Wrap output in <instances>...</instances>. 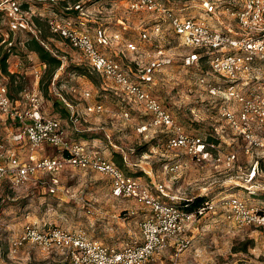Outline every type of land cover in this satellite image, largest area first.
I'll use <instances>...</instances> for the list:
<instances>
[{"label":"rangeland","instance_id":"1","mask_svg":"<svg viewBox=\"0 0 264 264\" xmlns=\"http://www.w3.org/2000/svg\"><path fill=\"white\" fill-rule=\"evenodd\" d=\"M7 1L0 0L3 4L0 50L13 48L8 70L17 77L12 85L11 79L0 74V84L7 85L13 99L24 102L21 92H39L43 113L61 121L68 142L86 144L93 154L121 165L126 175L139 179L156 195L159 193L155 192L154 185L166 186L170 194L184 198L178 201L181 207L186 198L203 196L210 201L235 195L250 206L264 210V164L260 155L245 154V142L220 116L219 102L197 84L201 75H211L209 65L203 62L195 67L184 66V58L192 51L182 45L164 19L150 12L132 11L130 6L134 0H13L23 12L31 13V20L39 17L44 21L42 31L34 27L33 33L14 29L13 20L5 10L10 5ZM64 1L70 7L76 3L82 6L78 17H69L77 30L86 31L94 38L105 36L108 44L101 51L117 60L134 80L160 100L186 133L207 138L222 155L236 153L234 165L199 164L188 157L179 158L167 151L164 131L138 133V126L149 122L144 110L128 102L112 80L94 71L80 51L51 33L47 22L51 17L65 16ZM158 1L179 16L205 17L216 28L238 27L221 6L218 16L222 20L216 22L206 16L201 0ZM157 25L162 26L159 36L153 34ZM28 34H42L47 48L63 64L51 82L45 79L44 86L41 82L45 66L36 54L27 50ZM143 34L148 39L144 40ZM129 43L135 44L137 50L128 49ZM161 50L171 58V63L145 79V69L155 62ZM261 65L264 69V61ZM255 83L244 93L260 92L264 82ZM86 92L91 94L90 99L84 98ZM56 102H62V106L56 108ZM91 104L102 105L103 111L87 114L85 107ZM24 105L27 107L25 102ZM65 109L70 112L69 116L62 113ZM126 112L129 118L124 116ZM73 113L79 120L76 124L71 122ZM15 123L13 127H17ZM57 154L51 147L38 151L36 156ZM177 160L181 162L178 172L166 174L164 166ZM51 179L49 175L39 174L18 190L6 183L0 186V264H70L69 258L59 251L49 253L33 244L15 249L14 241L29 224L45 231L49 228L81 230L89 238L116 248L141 241L140 225L150 212L132 200L114 198L109 178L67 167L58 176V186ZM163 199L171 203L169 198ZM187 240L190 244L179 256L171 247L146 264H264L262 233L254 228H238L223 210L197 219Z\"/></svg>","mask_w":264,"mask_h":264},{"label":"built area","instance_id":"2","mask_svg":"<svg viewBox=\"0 0 264 264\" xmlns=\"http://www.w3.org/2000/svg\"><path fill=\"white\" fill-rule=\"evenodd\" d=\"M206 16L219 15V7L235 20L237 29L216 28L205 17L179 16L158 0H134L130 9L135 12L146 11L164 19L182 45L192 52L183 64L185 67L199 66L205 62L211 75H201L197 84L211 99L219 102L220 116L229 127L245 142L246 155H260L264 164V85L260 92L246 94L251 85L264 82V0H201ZM5 8L7 16L13 20L15 30L33 32L35 27L30 12H23L21 6L8 0ZM3 6L0 2V9ZM76 10L82 11L77 5ZM2 11V10H1ZM41 17V16H40ZM220 22V21H217ZM48 26L53 35L65 40L73 49L80 51L88 60L90 67L114 82L128 102L134 103L149 116V122L138 126L141 135L164 131L166 149L179 158L188 157L197 163L223 162L227 167L234 165L237 154L222 155L218 147L203 136H192L176 122L175 117L152 96L142 83L134 80L130 73L117 60L106 56L101 47L108 41L105 36L92 37L86 31L76 29L72 18L54 16L49 18ZM162 26L157 25L153 34L159 36ZM35 35V34H34ZM144 40L148 39L143 34ZM128 49L136 51L137 46L128 44ZM163 50L157 52L152 65L145 69L144 78L156 69L171 63ZM27 103L25 110H19L12 100L6 84H0V114L7 120L22 125L23 136L30 146L27 161H22L11 150L8 142L0 138V186L8 183L18 190L31 182L37 175L52 177L55 186L58 176L67 167L99 173L112 182V196L116 199H131L142 204L150 212L141 223V241L123 248L108 246L89 238L84 231H67L61 228L42 230L35 225L25 226L22 235L14 241L18 249L26 244L39 246L47 252H62L70 264H146L169 248L174 247L177 256L184 252L190 240L187 236L197 219H202L217 210H223L228 220L240 229L254 228L264 236V210L250 206L245 200L231 195L205 202L190 212L179 205L184 198L172 195L166 186L154 185L155 192L144 186L139 179L126 175L115 163L93 154L86 144L70 143L66 140L62 123L58 118L47 116L42 111L43 98L39 92L22 93ZM89 92L84 98L90 99ZM68 107H70L68 105ZM87 114L101 113L100 104L85 107ZM73 113L71 122L78 123ZM129 118V113L124 114ZM53 147L55 156L37 157L38 151ZM180 160L166 164V174L177 173ZM163 198H169L167 203ZM194 198L185 199L186 202Z\"/></svg>","mask_w":264,"mask_h":264},{"label":"trees","instance_id":"3","mask_svg":"<svg viewBox=\"0 0 264 264\" xmlns=\"http://www.w3.org/2000/svg\"><path fill=\"white\" fill-rule=\"evenodd\" d=\"M77 5H79V4L76 3L74 7H70L68 2L64 1V6H63V10H64V14H65L64 17L65 18L78 17L80 15V11L75 9V7ZM33 22H34L35 27L38 28L37 30L42 31L40 27L42 26V24H43L42 22H44V21L41 18L36 17L33 19ZM28 36H29V39L25 44L27 50L31 53L36 54L38 56L40 62L43 63V65L45 66V73H44L43 81L41 82V85L44 86L45 79H48L49 82H51L53 77L55 76L56 72L62 67L63 64H62L61 59L59 57L55 56L51 52V50L49 48H47L46 44L44 43V39L41 37L42 34H40V36L28 34ZM10 40H11V36L9 38V41ZM12 51H13V48H7L3 51L0 50V74L11 79L10 81H11V84L13 85L16 82L17 76L15 74L12 75V73H10L8 70V63H9L10 56L12 55ZM21 90H22V88L18 89V91H21ZM23 92H21V95ZM9 94H10V97L12 98V95L10 92H9ZM12 100L16 101V99H13V98H12ZM54 105L56 106V108H58V107L62 106V102H56ZM62 111H63L62 113L64 114V116L70 115V112H68L66 109L62 110ZM261 163L263 164V162H261ZM117 166L121 168V165H117ZM6 184H8V183H6ZM207 201H208L207 198H205L203 196L202 197H196L193 199V201H188V202L182 203V207L184 209H186L187 211L192 212V211L196 210L198 207L202 206V204H204Z\"/></svg>","mask_w":264,"mask_h":264},{"label":"crops","instance_id":"4","mask_svg":"<svg viewBox=\"0 0 264 264\" xmlns=\"http://www.w3.org/2000/svg\"><path fill=\"white\" fill-rule=\"evenodd\" d=\"M195 15H197L195 13ZM211 19H214L216 22L220 21L222 19H220V17L218 15H213V17ZM226 20V18H224ZM224 22V21H223ZM177 37V36H176ZM179 40H181L179 37H177ZM16 107L19 110H25L27 107H25L24 102L21 100L17 101L15 103ZM27 106V103H26ZM14 121L12 120H7L6 117H4L3 115L0 114V138L4 139L8 142V147L15 151L18 155V157L22 160V161H27L29 155H30V146H29V142L27 141V139L23 136V130L22 129V125L19 122H16L15 124H17V127H13ZM264 137V135H263ZM24 150V152L27 153L23 154L21 152V150ZM27 155V157H26ZM110 184H111V190H112V182L109 179ZM131 200V199H129ZM133 202L137 203L135 200H132Z\"/></svg>","mask_w":264,"mask_h":264}]
</instances>
